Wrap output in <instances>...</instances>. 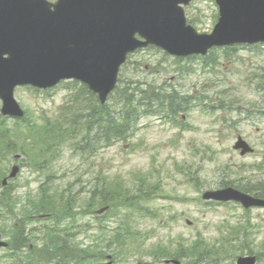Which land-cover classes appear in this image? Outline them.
<instances>
[{"label":"rangeland","instance_id":"374dc122","mask_svg":"<svg viewBox=\"0 0 264 264\" xmlns=\"http://www.w3.org/2000/svg\"><path fill=\"white\" fill-rule=\"evenodd\" d=\"M190 10L193 27L197 32L210 33L217 20L215 5L209 0H197ZM215 52L218 60L212 68L204 66L200 60L176 63L154 48L135 53L128 63V71H125L126 67L123 69L121 79L152 82L161 91L167 90L186 98L188 108L179 114L183 117L179 124L187 126L186 130L159 122L158 118H144L137 126L138 132L133 138L101 153L102 161H98L100 170L95 165V159H81L66 148L58 151V157L52 158V164L47 170L39 172L31 170L34 167L31 159L14 160L13 156L9 157L0 163V167L3 168L4 176L10 173L12 166L20 167L16 178L8 183L16 198L19 200L25 194L34 193L50 173V179L55 183L51 187L55 188L57 184L71 185L73 194L77 193L75 198L79 204L87 198L86 192H81V189L94 190L97 184L95 180L101 176L109 174L112 181L126 182L123 186L131 187L134 184L129 182H136L137 175H140L143 183L155 195L147 207L151 211L136 216L137 234L127 247L131 251L136 242L144 243L140 256L136 257L138 264H163L159 258L155 260L150 254L163 250L153 249L159 241L165 250L170 249L167 240L170 236L173 241H180L178 244L183 249L186 248L183 240H187L188 244L201 242L207 247L217 245V240L224 238L227 225L234 226L240 221L239 217L250 219L251 223L249 228H240L236 224L239 240L234 244L241 249L239 255L246 256L252 250L253 254L259 253V264H264V210L244 211L235 203L212 205L209 208V205L206 207L197 200L206 191L220 189L219 185L223 183L233 180L240 184L238 180L242 176L248 180L264 182V103H260L263 100L256 97V94L254 96V91L247 86L252 84L258 90L263 85L264 56H257L254 50L249 52L240 49L230 55L228 60V55L220 57L219 52ZM141 71L145 73L140 74ZM31 93L35 95L26 88H17L15 98L25 116L31 114L35 122H40L41 112L51 115L57 106L68 100V92L63 87L50 91L44 99L34 97ZM226 105L231 108L221 109ZM248 107L253 110L248 115L249 119L245 115ZM2 118L0 123L6 119ZM224 118L227 122L221 124ZM13 124L12 120L7 119L4 126L11 128ZM236 135L252 146V153L240 156L239 152L232 149ZM26 138L21 136L23 141ZM182 198L188 202L183 203ZM16 214L17 210L13 216H5L2 221L4 226L9 228L20 219V216L15 218ZM78 217L74 215L75 222L80 225L78 230L70 228L72 218L68 223L63 221L56 229H63L72 239L73 233L82 232L79 240L83 242L89 231L88 221L87 218ZM113 220L109 216L98 224L103 234L107 235L108 244L114 234L111 230L117 228ZM52 223L31 218L29 226L25 227L29 241L34 246L46 243V238L42 236L43 228ZM128 224L131 227L130 222ZM218 227L221 228L219 232ZM31 228H35L39 234H33ZM47 232H53V229L47 228ZM57 237L62 239L59 235ZM3 239L6 241L8 238ZM110 244L112 246L108 248H104V245L100 247L104 248L100 250L104 257H114L113 264H135L131 259L127 261L126 255L123 257L120 254L125 252L113 245V240ZM178 249L173 247L174 252ZM7 260L14 264H40L25 248L12 254L0 250V264H6ZM234 261L230 264H235ZM193 262L192 258L188 260L187 255L183 264Z\"/></svg>","mask_w":264,"mask_h":264},{"label":"water","instance_id":"95a60500","mask_svg":"<svg viewBox=\"0 0 264 264\" xmlns=\"http://www.w3.org/2000/svg\"><path fill=\"white\" fill-rule=\"evenodd\" d=\"M190 1L0 0L1 113L22 117L13 99L15 87L46 89L64 79L88 85L103 103L126 55L146 45L183 56L204 54L212 46L264 41V0H216L219 22L210 36H198L185 26L179 5ZM244 146L238 141L235 149L243 148V154ZM241 202L264 207V201ZM253 262L240 259L238 264Z\"/></svg>","mask_w":264,"mask_h":264},{"label":"trees","instance_id":"16d2710c","mask_svg":"<svg viewBox=\"0 0 264 264\" xmlns=\"http://www.w3.org/2000/svg\"><path fill=\"white\" fill-rule=\"evenodd\" d=\"M67 85L71 87L74 85L77 89L73 87L65 107H58L49 117L39 123L40 126L35 125L34 120L27 119L28 121L25 120L27 125L23 127V130L16 126L12 132H9L1 123L0 160L4 161L9 154H20L25 159H31L35 168H38L40 164L46 167L47 162L50 161L49 156L64 145L75 149V152L82 157H96L102 146H111L120 140H126L127 136L134 131L132 130L134 125L141 118L161 111L167 116L176 117L180 110L169 93L161 91L159 87L147 81L143 83L139 80L121 82L110 96L108 103L103 106L84 86L75 82ZM23 132L29 135L30 144L26 142L28 138L21 140V136L25 135ZM3 176V169L0 168V180ZM137 177L136 182L142 184L137 185L133 190L104 182L101 187L109 186L112 192L103 189L98 191L97 195H91L87 206L98 205V203L94 204L96 199L113 208H117L118 205L126 209L137 206L140 199L151 195L150 188L145 186L141 176L137 175ZM259 183L255 188L247 189L246 192L255 193L264 198V182ZM0 189V220H2L1 215L12 213L18 200L12 198L7 188L0 187ZM109 199L110 201L107 202ZM28 206V209L22 213L23 218L29 219L33 215H52L59 211L67 214L70 210V201L66 199L64 190L57 189L51 192V189L44 190L43 188L40 191L39 200L28 201ZM24 228L22 222L16 227L13 226V231L9 234L10 248L26 245ZM0 233L6 235V229H0ZM131 238L132 236H127V240ZM56 242L57 240L51 244ZM61 244L64 245V243ZM209 253L219 255V250ZM44 256L45 254H40V257L44 258Z\"/></svg>","mask_w":264,"mask_h":264}]
</instances>
